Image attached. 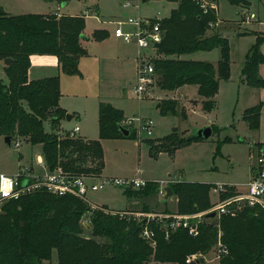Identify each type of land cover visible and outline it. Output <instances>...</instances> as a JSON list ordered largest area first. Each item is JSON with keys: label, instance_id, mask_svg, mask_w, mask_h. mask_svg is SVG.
Segmentation results:
<instances>
[{"label": "trees", "instance_id": "16d2710c", "mask_svg": "<svg viewBox=\"0 0 264 264\" xmlns=\"http://www.w3.org/2000/svg\"><path fill=\"white\" fill-rule=\"evenodd\" d=\"M167 1L176 2V6L160 19L163 37L155 45L160 57L152 62L153 91L162 92L160 108L173 114L177 113V100L164 96L184 85H195L202 109L212 111L219 81L229 78L228 40L217 33L206 34L209 23L217 19L213 9L204 11L194 0ZM228 1L238 6L244 0ZM83 29V15H10L0 7V60L11 59L4 65L8 82L0 81V135L40 144L49 170L59 167L70 175L98 177L104 168L100 139L137 138L134 128H129L126 136L120 131L125 120L123 111L107 101L98 103L99 139L58 133L66 115L59 105L58 74L28 78L30 56L36 54L54 55L60 72L80 75L79 58L86 55L80 44ZM106 36L102 29L92 33L97 41ZM263 39L264 36L257 37L242 68L243 82L252 87H264V78L258 72L259 64L264 63L259 50ZM214 47L220 48L215 64L179 58L181 54ZM259 112L260 105L244 110L243 119L250 127L258 126ZM197 140L202 138L195 134L180 137L173 128L165 137L145 141L150 156L156 157L160 152L173 155L178 148ZM156 186L150 185L153 189ZM168 186L177 199V213L209 208V190L214 184L174 181ZM124 193L129 197L145 194L128 188ZM118 214L105 206L91 209L73 194L55 195L45 190L8 200L0 210V264H44L53 250L58 264H187L194 253L204 255L216 243L217 228L206 214L195 236L181 226L161 228L159 222H150V240L143 237V225L137 220L120 218ZM235 214L219 218L222 241L228 248L220 264H264V213L245 206ZM83 215L89 217L88 236L83 234Z\"/></svg>", "mask_w": 264, "mask_h": 264}, {"label": "rangeland", "instance_id": "374dc122", "mask_svg": "<svg viewBox=\"0 0 264 264\" xmlns=\"http://www.w3.org/2000/svg\"><path fill=\"white\" fill-rule=\"evenodd\" d=\"M63 2H67L64 8L59 7ZM206 2L215 5L216 8H213V11L217 17L215 22L209 23L206 34L217 33L225 37L228 40L229 53V78L219 81V88L214 97V109L209 112L202 109L196 100L197 94L195 95V92L191 90L193 85L188 86L189 93L185 96H179L177 92L164 96L176 97L177 113L173 114L160 108L162 92L156 89L153 91V85L148 87L147 93L142 98H138L132 93L131 88L134 82L127 84L125 95L116 99L112 97L110 100L117 106H123L127 118L133 119L134 123L126 124L125 121H122L121 126L127 129L134 128V125L137 126L136 117L151 119L153 125L151 134L148 135L143 130L139 132L137 137L139 142L136 139L127 138L100 139L104 159V169L100 176L122 179L140 178L145 182V185L133 189L145 192V194L143 197L133 199L131 198L133 196L129 198L124 193L123 186L106 185L96 191L88 190L85 198L89 205L106 206L114 210L135 208L139 204L146 203L149 206H147V211L143 209L120 210L118 214L120 218L137 220L140 225H143V228L148 227L150 222L159 221L156 216L148 215V213H175L169 210L175 208V202L173 200L166 201L167 198L165 199L163 194L156 188L150 187L151 183L162 186L165 180L173 179L226 186L234 185L239 190H244L251 174V167L256 156L260 153V147L264 145V87L247 85L243 82L242 75L246 54L256 42L257 37L264 36V0H244L238 6L231 4L228 0H206ZM174 6L175 3L167 0H0V7L10 15L41 14L56 9H63L65 13L86 14L84 34H90L91 40L85 41L86 55L81 58V62L86 63L85 72L81 70V65H78L80 75H76L77 77L82 76L78 80L81 83H87L91 90L96 89L98 81L94 59L98 47L102 45L92 38L93 30L104 27L113 34L116 27L114 21L124 22L129 17L137 16L144 18L166 17ZM251 13L254 14V17H249ZM122 27L128 30L126 29L127 25ZM124 41L109 42L114 47L116 55L119 52L122 58H135L137 45L134 40L128 43ZM259 50L264 55V39L259 44ZM88 54L89 56H87ZM159 57L156 46H152L146 50L143 60L153 65V60ZM179 58L204 60L215 64L220 58V48L197 50L181 54ZM87 63L91 66H88ZM92 64L95 65V68ZM258 72L264 78V63L259 64ZM0 81L4 84L8 82L5 68L1 62ZM60 92L62 93V91ZM100 101L108 102L109 100L101 98ZM255 105H260V112L258 126L252 128L243 119V114L245 109ZM95 112L96 121L91 132L94 137H88L92 140L99 139L98 105H96ZM75 119H71L70 122L73 124ZM79 124L82 126L81 122ZM205 126L211 127L209 138L180 147L174 151L173 155L160 152L156 157L150 156L146 139L165 137L173 128L177 129L178 136L187 137L196 134ZM45 130L49 131V127L46 126ZM62 134H70V132L64 131ZM72 136L78 137V133L76 132ZM41 154L40 145H32L28 141L18 138H12L7 144L4 137L0 135V173L13 175L19 169L29 167L38 173L45 171L38 159ZM209 199L211 203L216 202L217 194L209 190ZM162 208V211H157ZM81 223L85 227L83 234L88 236L89 217L83 215ZM218 252V248L213 246L204 257L197 253L194 255L200 259L201 264H217ZM44 264H58L55 250L52 251L50 260L44 261Z\"/></svg>", "mask_w": 264, "mask_h": 264}, {"label": "built area", "instance_id": "2783aa9c", "mask_svg": "<svg viewBox=\"0 0 264 264\" xmlns=\"http://www.w3.org/2000/svg\"><path fill=\"white\" fill-rule=\"evenodd\" d=\"M204 11L216 8L215 5L209 4L206 0H194ZM249 17H254L251 13ZM160 17L153 18L144 17H129L124 22L119 20L114 21L116 27L114 35L121 37L126 42L134 40L137 45V75L132 92L138 98H142L148 91V87L152 84V75L154 73L153 65L144 62L143 57L147 49L159 43L163 37V30L160 27ZM123 24L133 26L132 31H125L121 27ZM137 137L139 132L143 130L146 134H151L153 121L151 119H143L136 117ZM126 124L134 123L133 119H125ZM78 131V126H75L70 132V136ZM264 146V145H263ZM260 147V153L256 156L255 162L251 167V174L244 190H239L234 185L216 184L211 187V191L217 194L218 200L214 203L210 202L209 208L201 212L191 214L181 213H148V215L156 216L161 224V228L183 227L188 230L190 235L198 234V226L205 221V214L215 213L212 217L213 223L217 228V238L214 246L218 248L217 264L223 256L228 254V248L222 241V231L219 226V218L221 215H233L245 206L255 207L264 213V150ZM45 171L35 172L32 167L21 168L16 174L10 175L0 173V206L11 199H17L23 194L32 193L38 190H45L55 195L73 194L87 202L85 198L88 190L96 191L106 185H119L125 189H133L145 185V182L140 178L125 179V178H110V177H88L82 175H70L57 167L49 170L44 161H39ZM160 193L164 194L162 189ZM91 209L99 207L98 205H89ZM118 211V210H115ZM120 212V211H118ZM155 218V219H156ZM142 235L146 239L153 237V232L149 227H144ZM200 256H205L199 254ZM199 260L195 255L191 260Z\"/></svg>", "mask_w": 264, "mask_h": 264}, {"label": "crops", "instance_id": "0c3cea01", "mask_svg": "<svg viewBox=\"0 0 264 264\" xmlns=\"http://www.w3.org/2000/svg\"><path fill=\"white\" fill-rule=\"evenodd\" d=\"M145 1V0H144ZM68 2V1H67ZM67 2H63L59 5V7L64 8V5H66ZM170 2V1H169ZM175 3L176 2H171ZM174 6V7H175ZM172 7V8H174ZM58 8V7H57ZM60 8V9H61ZM170 9V11L172 10ZM170 13V12H169ZM41 14H56L57 16L60 15H83L84 17V26L85 24V17L86 14H72V13H65L63 9L59 10L56 9L55 11H48L47 13H41ZM156 17V16H155ZM160 18H163L161 16H158ZM167 17V16H166ZM219 22V21H218ZM103 24V23H101ZM127 25L128 27L125 30L122 26ZM121 27L125 31H132L133 26L129 24H123ZM85 29V27H84ZM84 29L82 32V37L80 39V44L84 48V43L85 41L91 40L90 39V34H84ZM96 29H102L107 33L106 38L97 41V43H101L97 49V54L95 55V64L97 68V76H98V81L96 85L95 90H91L89 88V85L87 83H81L78 78H82V76L77 77V75H67L62 72H60L58 61L56 56L54 55H49V54H43V55H31L30 56V67L28 69V78L29 79H39V78H44L48 76H53L55 74H58L59 76V81H60V91H62L60 98H59V105L65 111L71 115L70 119H62L60 122V128L58 130V133H63L64 131L69 132L71 131L75 126H78V137L82 139H90L88 137H94L91 132L93 131L94 127V122L96 121V112L95 108L97 103H99L100 99H107V100H112V97H115V99L121 98L125 93L127 92V88L125 86L130 83H135L136 81V75H137V54L135 58H122L119 52H117V55L114 53V47H112L111 42H116L117 40H123L121 37H116L113 34H111L107 28H96ZM94 29V30H96ZM115 29V28H114ZM93 30V31H94ZM92 31V30H91ZM109 40V41H107ZM125 42V41H124ZM128 43V42H125ZM113 48V50H112ZM138 51V50H137ZM89 56V54L87 55ZM85 56H81L79 58L78 65L82 67L81 70H84V67L86 63L81 62V58ZM2 65L4 66L2 60L0 61ZM88 64V63H87ZM88 66H91L88 64ZM93 68H95V65H93ZM92 69V68H91ZM134 84L132 85V87ZM188 86L192 85H184L178 89H176L174 92H177L179 96H185L187 95L188 92ZM194 87H191L192 91L195 92V95L197 94V87L193 85ZM132 89V88H131ZM133 93V92H132ZM176 98V97H175ZM201 97L198 96L196 100L198 103L201 105ZM108 101V102H109ZM110 103L116 107L119 108L123 111L125 119L127 118V115L125 114V108L121 105L117 106L113 102L110 101ZM88 111V112H86ZM89 113H90V119H89ZM73 120L70 122L71 119ZM82 126H80V123ZM48 126L47 123H45V127ZM49 127V126H48ZM70 129V130H68ZM137 142L140 140L136 138ZM40 145V144H36ZM41 146V145H40ZM42 152V150H41ZM39 161H44L43 156L38 158ZM104 169V168H103ZM43 172V171H42ZM103 173V170H102ZM152 179V178H151ZM174 181H180V180H173V179H168L165 180L162 186L160 184H157L156 189L160 192L164 187L168 185L169 182H174ZM191 182V181H190ZM216 185L215 183H212ZM162 194V193H161ZM164 195V194H163ZM142 197V196H141ZM130 198V197H129ZM135 199L136 197H131ZM173 200L175 202V208L169 209L170 212H176V197L172 194L170 197L166 199V201ZM146 203L139 204L135 208H121V209H115V210H141V209H146L147 208ZM106 207V206H105ZM149 207V206H148ZM114 210V209H112ZM157 210V211H162Z\"/></svg>", "mask_w": 264, "mask_h": 264}, {"label": "water", "instance_id": "95a60500", "mask_svg": "<svg viewBox=\"0 0 264 264\" xmlns=\"http://www.w3.org/2000/svg\"><path fill=\"white\" fill-rule=\"evenodd\" d=\"M81 37H82V35H81ZM10 62H11L10 58H6L3 60L4 65H8ZM65 118L68 120L71 118V115L66 113ZM119 129L125 136L128 135L129 129H127L123 126H120ZM195 135L200 136L202 139H207L211 135V127H209V126L202 127ZM4 140L7 144H9L11 141V137L10 136H4ZM262 149L264 150V146ZM163 190L165 191V194H164L165 199L173 194L170 186H168V185L166 187H164ZM214 216H215L214 212L206 214V217H208V218H212ZM187 264H199V260L198 259L191 260Z\"/></svg>", "mask_w": 264, "mask_h": 264}]
</instances>
